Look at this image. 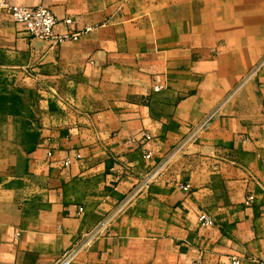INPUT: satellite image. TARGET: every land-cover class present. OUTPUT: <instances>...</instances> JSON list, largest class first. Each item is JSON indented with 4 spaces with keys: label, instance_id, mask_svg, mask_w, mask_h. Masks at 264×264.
<instances>
[{
    "label": "crops",
    "instance_id": "crops-1",
    "mask_svg": "<svg viewBox=\"0 0 264 264\" xmlns=\"http://www.w3.org/2000/svg\"><path fill=\"white\" fill-rule=\"evenodd\" d=\"M9 1L92 28L0 9V264H51L156 167L71 264H264V0Z\"/></svg>",
    "mask_w": 264,
    "mask_h": 264
},
{
    "label": "built area",
    "instance_id": "built-area-1",
    "mask_svg": "<svg viewBox=\"0 0 264 264\" xmlns=\"http://www.w3.org/2000/svg\"><path fill=\"white\" fill-rule=\"evenodd\" d=\"M0 9L7 11L11 15L12 19L24 29L29 37L48 40L55 43L62 42L65 39L76 40L79 38L81 33L88 32L92 28L91 26H85L83 30L71 31L69 29L72 22L71 17L65 16L60 21L52 10L47 5L42 3L37 5H26L13 3L9 0H0ZM59 23H62V29H58ZM260 64L261 61L249 71L248 75L254 73ZM160 86L161 85L158 83L153 84V90H157ZM213 116L214 112L208 113L198 123L192 125L179 144L186 143L192 139L197 132L206 129ZM150 137L151 135L148 132L142 131L138 139L146 142L150 139ZM75 156L76 158H79L80 154L76 153ZM144 156L145 158H149L151 156L150 150L145 149ZM70 162L71 159L69 157H66L63 160V164L65 166L69 165ZM158 171L159 168L156 167L146 172L135 183V185L129 189V191L113 209L105 213L91 228L82 232L71 245L61 251L60 255L51 264H71L83 249L89 247L98 237L108 233L109 227L115 215L128 201H130L137 193L147 187L149 183L154 180ZM251 201V194H247L244 198V203L250 204ZM81 210L82 207H78L77 215L81 212ZM198 219L202 225L207 226L212 224L211 217L206 213L199 214ZM238 263L239 259L237 257H232L231 264ZM189 264H201V259L199 257H195Z\"/></svg>",
    "mask_w": 264,
    "mask_h": 264
}]
</instances>
